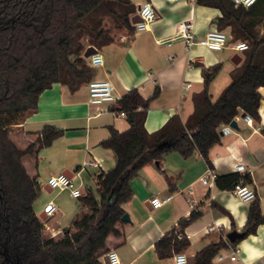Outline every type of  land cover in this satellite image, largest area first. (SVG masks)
I'll list each match as a JSON object with an SVG mask.
<instances>
[{"label":"trees","instance_id":"16d2710c","mask_svg":"<svg viewBox=\"0 0 264 264\" xmlns=\"http://www.w3.org/2000/svg\"><path fill=\"white\" fill-rule=\"evenodd\" d=\"M195 2L218 8L221 14L213 20L216 26L228 28L232 40L248 44L241 62L230 72L229 83L212 99L209 85L222 64L196 62L203 85L192 94V112L184 122L173 114L151 132L144 123L157 88L144 98L133 87L110 104L111 110L124 111L129 124L122 131L109 125V135L99 142L113 151L115 164L95 175V192L88 187L78 197L82 207L70 224L60 234L47 237L44 221L33 207L41 187L37 177L28 173L24 158H36L63 129L45 124L29 133L31 139L23 147L15 142L12 131L37 110L40 94L53 83L75 91L93 78L94 68L84 50L88 45L101 47L111 42L113 28L133 31L130 18L136 6L132 0H0V264H106L102 256L108 252L109 236L124 240L122 204L132 197L131 181L144 165L153 163L161 170L164 155L170 152L183 157L198 152L209 163L208 151L220 141L221 127L239 112L259 125L258 88L264 86V0L248 7L232 0ZM260 131L264 135V127ZM240 180L252 182L249 173L235 171L217 174L214 183L230 190ZM200 214L192 210L178 221V228L158 238L154 242L157 256L180 252L188 242L183 228ZM259 224H264V214L255 199L248 205L243 236L232 242L226 238L210 242L187 264H212L220 249L254 233Z\"/></svg>","mask_w":264,"mask_h":264},{"label":"crops","instance_id":"0c3cea01","mask_svg":"<svg viewBox=\"0 0 264 264\" xmlns=\"http://www.w3.org/2000/svg\"><path fill=\"white\" fill-rule=\"evenodd\" d=\"M145 1H149L156 12L147 28L129 31L126 27H116L111 30V42L101 47L92 45L103 57V65L93 67V77L108 79L114 86L116 100L133 87L144 98L150 97L157 88L158 94L150 102L144 123L151 132L173 114L184 122L192 112V94L203 85L201 68L196 62L205 66L222 64L209 85L214 99L229 83L230 72L243 55L231 48L232 39L221 49H210L201 44L187 46L182 39L174 37L182 21L191 22L195 35L202 36L221 14L218 8L197 4L195 0H132L137 2L134 3L136 11ZM235 53L240 56L237 64L232 61ZM258 91L261 94L259 125L253 120L247 122L239 112L234 118L236 128L229 125L224 133V125L221 127L220 141L208 151L209 163L198 152L187 157L170 152L164 155L161 170L153 163L141 168L131 181L132 197L122 204L129 216L122 224L124 240L113 235L108 238V251H115L119 259L116 264H176V253L160 258L154 242L171 228H178V221L192 210H199L201 214L183 228L188 242L181 250L192 259L203 246L220 238L227 239L229 231H242L251 201L238 199L231 190L218 188L214 181L203 183L201 177L208 164L221 175L235 172V165L243 163L257 197L264 198V135L260 131L261 126L264 127V86ZM113 103L103 102L98 106L90 103L87 83L70 91L65 84L55 82L40 94L37 110L14 127L12 137L22 147L31 139L29 133L40 130L45 124L63 129L62 135L41 148L36 158H24L28 173L37 177L41 187L33 201L36 214H45L43 207L48 202L55 206L52 215L42 219L45 236L60 234L82 206L68 190L48 186L41 172L48 167L51 168L49 175L63 172L76 183L89 186L82 177L83 172L91 174L95 183L99 171L110 169L115 164V155L99 142L109 135V125L119 131L129 126L125 115L109 108ZM92 158L98 159L101 166L76 175L82 162ZM167 195L171 199L161 206L150 204L152 197L163 199ZM36 204L40 205L36 207ZM220 207L227 212H222ZM209 226L214 228L209 230ZM233 253L236 257L230 259ZM212 264H264V224H259L254 233L242 237L235 245L228 243L220 249L212 258Z\"/></svg>","mask_w":264,"mask_h":264},{"label":"built area","instance_id":"2783aa9c","mask_svg":"<svg viewBox=\"0 0 264 264\" xmlns=\"http://www.w3.org/2000/svg\"><path fill=\"white\" fill-rule=\"evenodd\" d=\"M235 4H241L245 7L250 6L256 0H232ZM136 13L139 16V20L132 23L135 30H142L147 28L150 21H152L156 17V12L154 7L149 1H145L139 5ZM174 37L182 39L187 46L192 44H201L210 49H221L224 47L229 39H231V35L229 32H226L224 29H219L216 24H213L210 28H208L202 36H196L194 31L192 30V24L189 21H182L178 24L177 30L174 34ZM248 47L247 42L236 39L232 40L231 48L237 52H242ZM89 65L92 67H98L103 65V57L99 51H95L88 56ZM88 88V100L90 103L95 104L96 106L102 104L103 102H115L116 97L113 94L114 86L113 84L105 78H91L87 83ZM120 115H125L124 111H117ZM245 120L251 123L252 118L249 115H245ZM229 124H225L223 127V132L226 133L228 131ZM101 162L96 159H88L82 162L80 167L75 171L76 175H80V172L86 170L88 168L100 167ZM235 170L241 173H248L247 168L243 163H238L235 165ZM217 175V172L212 167V165L208 164L204 175L201 177V181L203 183H212ZM46 183L51 188L56 189H66L69 191V194L78 198L85 192L86 184H78L74 181L73 177L68 176L63 172H59L56 174H51L47 177ZM232 193L242 201H253L258 199L260 202V206L262 211H264V198H258L255 189L251 186L250 183H246L244 181H238L234 184L232 189H230ZM171 199L170 195L165 196L163 199L159 197H152L150 199V204L153 207H159L164 202ZM55 206L52 202H48L43 207V212L46 217L52 215L54 212ZM214 226H209L208 229H213ZM184 234V233H183ZM186 235V234H185ZM178 236H182L178 234ZM236 252V251H235ZM109 264H116L119 262L118 256L115 251L106 252ZM104 257V255H103ZM236 255L233 253L230 256V259H235ZM174 259L176 264H187V256L182 251L178 252L174 255Z\"/></svg>","mask_w":264,"mask_h":264},{"label":"water","instance_id":"95a60500","mask_svg":"<svg viewBox=\"0 0 264 264\" xmlns=\"http://www.w3.org/2000/svg\"><path fill=\"white\" fill-rule=\"evenodd\" d=\"M138 20H139V16H138L137 13H135L134 15H132L131 18H130V21H131L132 23H134V22H136V21H138ZM95 51H96V48H95L94 46L91 45V46H88V47L84 50L83 55H84L85 57H88L91 53H93V52H95ZM232 61H233L235 64H237V63L240 61V56H239L238 53H235V54L233 55V57H232ZM245 115H246V114H245L244 112L241 113V116L245 117ZM229 125H230L231 127H234V128L237 127V123H236L235 120H232V121L229 123ZM221 133H222V131H221ZM39 217H40L41 219H44V218L46 217V215H45V214H39ZM121 219H122L123 221H128V220H129V216H128V214L125 212V213L122 215ZM243 234H244V233H243L242 231H238V230H236V229H233V230L229 231V232L226 234V237H227V239H228L229 241L232 242V241H234L236 238L243 236ZM103 260H104V262H105L106 264H109V260H108L107 255H105V256L103 257ZM191 260H192V256H187V263H189Z\"/></svg>","mask_w":264,"mask_h":264},{"label":"rangeland","instance_id":"374dc122","mask_svg":"<svg viewBox=\"0 0 264 264\" xmlns=\"http://www.w3.org/2000/svg\"><path fill=\"white\" fill-rule=\"evenodd\" d=\"M135 4H137V2H134ZM136 6V5H135ZM229 32V31H228ZM232 39V38H231ZM51 168H44L43 171L41 172V177H42V180H45L48 175H49V170ZM82 177L85 179V181L88 183L87 185L89 186H86L87 188L90 187L94 192H95V183L93 181V178L91 176V174H89L88 172H83L82 173ZM55 193V191L53 192ZM40 204H36V207L39 206Z\"/></svg>","mask_w":264,"mask_h":264}]
</instances>
